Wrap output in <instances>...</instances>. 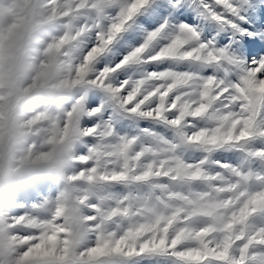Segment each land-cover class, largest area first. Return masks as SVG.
Returning a JSON list of instances; mask_svg holds the SVG:
<instances>
[{"label":"rangeland","instance_id":"1","mask_svg":"<svg viewBox=\"0 0 264 264\" xmlns=\"http://www.w3.org/2000/svg\"><path fill=\"white\" fill-rule=\"evenodd\" d=\"M147 3L0 0V18L11 17L0 32L29 20L39 38L32 55L54 57L66 74L59 88L22 94L15 107L0 98V160L9 156L20 172L11 184L0 181V264H206L230 254L245 264L249 245L264 240V151L258 147L264 81L251 72L240 84L222 87L220 78L236 79V55L247 57L248 42L264 49V0H234L248 22L233 19L255 34L227 33L240 45L237 54L209 49L195 32L179 33L181 24L201 35L224 32L196 0L180 9L183 16L156 17L167 21V33H149L142 25L141 46L130 51L125 44L120 52L113 45ZM125 55L126 64H155L127 102L150 88L136 112L154 98L159 105L138 122L113 106L108 120L90 127L86 121L100 109L90 112L89 103L104 107L112 103L107 91H120L108 84L111 70L95 73L101 63L115 67ZM173 108L178 115L169 127L140 131ZM10 113L17 123H31L5 153ZM69 129L74 146L59 172L33 164L31 153Z\"/></svg>","mask_w":264,"mask_h":264},{"label":"snow or ice","instance_id":"2","mask_svg":"<svg viewBox=\"0 0 264 264\" xmlns=\"http://www.w3.org/2000/svg\"><path fill=\"white\" fill-rule=\"evenodd\" d=\"M186 3H188V0H148L144 9L134 18V24L131 30L123 34L113 47L119 48L120 52L125 51L123 47L125 44L129 46L131 49L130 51L140 47L142 43L137 37L138 33L142 31V25H146L148 28L152 29L149 33L157 32L160 29H164L165 33H167V28L169 26L167 21L159 23L156 17H163L173 12H175L176 15L183 16L180 9H183ZM196 7L204 17L210 18L212 21H215L216 24L221 25L224 32L221 33L217 31L216 35L213 36V32L209 31L206 34L201 35L197 28L187 24H181L179 27V33L184 34L186 30L188 32H195L199 36L198 43L207 45L211 50H219L220 52L229 55L234 53L237 54L236 49H238L240 45L236 43L235 38L230 40L227 33L233 32L237 34V37L255 35L254 33H249L246 28H241L240 25L233 19V17H235L238 20H243L245 23L248 22L246 17L241 16L240 8L236 6L234 0H196ZM261 23L264 24V11L261 12ZM251 43L252 42H248L249 46L247 47V57H244L242 53L236 55V59L241 62L239 75H235V80L233 79L234 75L231 74L221 76L220 78L225 81L222 87H227L229 84H240V76L247 78L251 72L255 73V79L257 82L264 81V67H262V65H264V49L253 50L250 46ZM93 46L94 45L90 44L89 50ZM130 51H128L127 55ZM127 55L123 56L122 59L117 57L119 63L116 64L115 67L104 66L103 63L99 65V70L96 71L95 75L99 76L101 73H104L105 70H111L112 75L108 80V84L120 91L118 94H113L111 90H108L106 94L112 103H108L104 107H102L99 102L96 104L89 103L88 108L90 112L100 109V111L93 118L86 121L90 127H94L101 118L108 120L109 118L107 117L109 115V109L113 106H116L117 111L122 114H128L131 120L138 122L140 119L151 118L153 116V112L148 109L155 108L159 105V100L154 98L150 104L144 106V109H142L140 113L136 112V109L139 108L145 100L147 92L151 90L150 88L141 92L140 95L136 96L135 99H132L131 102H127L128 98L132 96L135 91L138 82L145 79L149 74L146 69L155 65L126 64L125 58ZM224 63L225 67H228L227 62L225 61ZM231 67H235V65H232ZM95 68H97V65H95ZM137 74H141L139 79L134 78ZM126 76L128 79H125ZM174 99L175 96L170 97L168 103L172 104ZM177 115V111L173 108V111L167 118L162 116L161 119L156 122L149 120L151 122V127L142 128L140 131L147 132L157 128L163 131L164 128L170 126V121H176ZM262 115H264V113H262ZM116 119L118 120L120 117H116ZM261 127L264 128V124H262ZM258 147L260 151H264V135L258 137ZM220 162L223 163V160ZM247 243V237L240 241L241 245ZM247 252L251 258L246 260L245 264H264V240H259L258 243L253 241V244L249 245L247 248ZM239 259L240 257L237 255L236 259L233 260L230 254L228 260H213L211 262H206V264H237Z\"/></svg>","mask_w":264,"mask_h":264},{"label":"clouds","instance_id":"3","mask_svg":"<svg viewBox=\"0 0 264 264\" xmlns=\"http://www.w3.org/2000/svg\"><path fill=\"white\" fill-rule=\"evenodd\" d=\"M10 20L11 17L0 18V23L6 24ZM38 39L29 20L17 23L11 30L0 32V98L8 100L10 108L16 106L22 94L37 89L59 88L65 78L66 74L58 70L54 57L37 58L32 55L33 41ZM46 51L50 52V47ZM30 123H17L10 113L4 127L5 153L17 143L21 131L30 130ZM73 132L74 129H69L52 135L50 140H46L45 150L31 153L33 164L45 167L53 173L59 172L71 155L74 146ZM19 174L9 156L6 155L0 160V181L11 184Z\"/></svg>","mask_w":264,"mask_h":264}]
</instances>
